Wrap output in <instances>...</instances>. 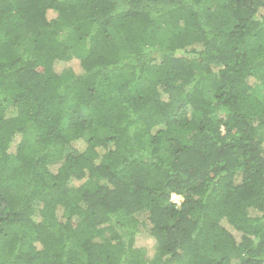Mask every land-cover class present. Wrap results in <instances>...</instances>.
<instances>
[{"label": "trees", "instance_id": "16d2710c", "mask_svg": "<svg viewBox=\"0 0 264 264\" xmlns=\"http://www.w3.org/2000/svg\"><path fill=\"white\" fill-rule=\"evenodd\" d=\"M0 264H264V0H0Z\"/></svg>", "mask_w": 264, "mask_h": 264}, {"label": "rangeland", "instance_id": "374dc122", "mask_svg": "<svg viewBox=\"0 0 264 264\" xmlns=\"http://www.w3.org/2000/svg\"><path fill=\"white\" fill-rule=\"evenodd\" d=\"M67 67H72V68L74 69L75 72H78V71H79V69H78V63H77L76 60H73V62H71V63H69V64H66V63L58 64V66H57L56 69H57V70H61V69H63V68H67ZM76 146L79 147V148H81L80 144H77ZM172 200H173L174 202H177V199L175 198V196H173ZM232 233H233V235L235 236V238L239 241V240H240V234L235 233V232H233V231H232ZM146 241H147L146 239L143 240V241L141 242V244H142V243H145Z\"/></svg>", "mask_w": 264, "mask_h": 264}, {"label": "clouds", "instance_id": "9594fccd", "mask_svg": "<svg viewBox=\"0 0 264 264\" xmlns=\"http://www.w3.org/2000/svg\"><path fill=\"white\" fill-rule=\"evenodd\" d=\"M173 196H175V197H179V196H176V195H173ZM173 196H172V198H173ZM179 198H180V197H179ZM180 200H181V199H179V200L177 199L178 203H180ZM176 203H177V202H176ZM178 203H177V204H178Z\"/></svg>", "mask_w": 264, "mask_h": 264}, {"label": "built area", "instance_id": "2783aa9c", "mask_svg": "<svg viewBox=\"0 0 264 264\" xmlns=\"http://www.w3.org/2000/svg\"><path fill=\"white\" fill-rule=\"evenodd\" d=\"M175 198L178 199V200L180 199L179 197H175ZM177 203H178V201H177Z\"/></svg>", "mask_w": 264, "mask_h": 264}]
</instances>
